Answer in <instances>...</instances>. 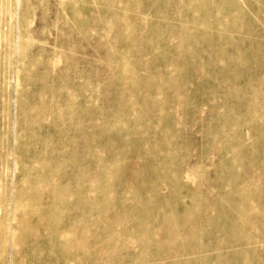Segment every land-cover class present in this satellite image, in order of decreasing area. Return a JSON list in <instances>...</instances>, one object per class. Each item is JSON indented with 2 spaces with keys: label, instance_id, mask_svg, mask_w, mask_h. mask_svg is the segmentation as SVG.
Wrapping results in <instances>:
<instances>
[{
  "label": "rangeland",
  "instance_id": "obj_1",
  "mask_svg": "<svg viewBox=\"0 0 264 264\" xmlns=\"http://www.w3.org/2000/svg\"><path fill=\"white\" fill-rule=\"evenodd\" d=\"M218 7L231 38L216 44L192 20ZM263 15L264 0H0V193L35 163L46 200L51 176L68 195L74 176V264H161L146 234L172 226L189 263L264 264L260 226L251 245L219 228L264 206V136L242 118L264 81ZM40 246L18 256L37 264ZM56 250L43 264H73Z\"/></svg>",
  "mask_w": 264,
  "mask_h": 264
},
{
  "label": "bare ground",
  "instance_id": "obj_2",
  "mask_svg": "<svg viewBox=\"0 0 264 264\" xmlns=\"http://www.w3.org/2000/svg\"><path fill=\"white\" fill-rule=\"evenodd\" d=\"M195 0H192L194 2ZM138 4L135 5L137 7ZM223 8H217L210 14L203 12L199 13L197 21H193L198 29L192 33L207 34L213 36L218 43L228 42L231 38V31L219 25ZM122 10V8H120ZM214 14V19H211ZM155 16H159V12H155ZM264 17V15H263ZM130 29V26H128ZM127 27H125L128 32ZM196 33V34H197ZM245 36H243L244 38ZM259 39H264V33H261ZM196 44H204L212 46L213 43L208 39H197ZM252 47H247V50ZM246 49L240 48L237 52L238 56L243 55ZM206 66V65H205ZM242 118L256 123L255 133L264 136V81L252 88V93L249 96V103L244 109ZM259 124V125H258ZM258 125V126H257ZM12 156V155H11ZM172 162V161H171ZM170 162V163H171ZM38 171L39 165L32 164L26 171L25 175L18 180L16 192L3 195L0 193V264H25L26 255L20 254L22 247L32 248L33 243L40 244V248L44 251V255L37 259V264H43L47 259H52L56 254V244L65 247L67 253L61 254L65 261L74 264V255L78 253L84 245V234L74 235V176L71 179L70 185H73L72 194L68 195L66 189L60 185V181L56 177L51 176L47 181V186L52 187L53 190L48 194L49 200L45 199L43 193V183L41 175H32V171ZM178 178L177 175H173ZM241 188L240 198L246 200L248 194ZM67 194V195H66ZM122 199L121 203H125ZM66 204L64 209L67 213L72 210L65 223V217L58 214L60 204ZM120 203V204H121ZM68 208V210H67ZM188 209V207H186ZM235 214L237 221L233 225L221 224L219 228L237 229L242 238L246 240L248 245H251V236L253 230L258 226L264 230V206H257L251 202L241 203L237 207L231 209ZM250 213H252L250 215ZM189 222L193 221V215H188ZM15 222V223H14ZM64 225V226H63ZM172 234L166 239L155 235L150 242L147 239L146 244L152 246L153 243L158 248V257L161 264H188L189 262L183 259V255L176 249L174 241L181 237L177 228L172 226ZM260 234V233H259ZM258 234V235H259ZM260 237H264L261 235ZM198 245H191L197 247ZM75 247V248H74ZM69 250V251H68ZM144 255V254H143ZM132 258L133 256L130 255ZM145 258H147L144 255ZM7 260V261H6ZM131 261V258H128ZM210 264H223L221 256H217L210 260ZM247 261V262H246ZM251 264L250 257L245 256L243 264ZM65 264V263H62ZM193 264V263H189Z\"/></svg>",
  "mask_w": 264,
  "mask_h": 264
}]
</instances>
